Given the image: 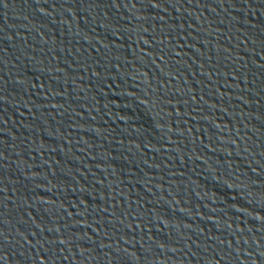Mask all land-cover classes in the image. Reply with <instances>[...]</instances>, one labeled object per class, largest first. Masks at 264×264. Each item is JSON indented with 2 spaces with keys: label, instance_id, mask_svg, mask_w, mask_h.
<instances>
[{
  "label": "water",
  "instance_id": "obj_1",
  "mask_svg": "<svg viewBox=\"0 0 264 264\" xmlns=\"http://www.w3.org/2000/svg\"><path fill=\"white\" fill-rule=\"evenodd\" d=\"M0 264H264V0H0Z\"/></svg>",
  "mask_w": 264,
  "mask_h": 264
}]
</instances>
